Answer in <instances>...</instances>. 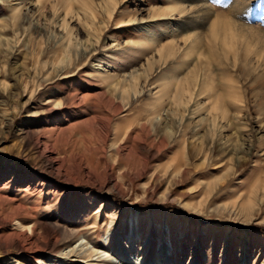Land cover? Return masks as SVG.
<instances>
[{"label": "rangeland", "instance_id": "rangeland-1", "mask_svg": "<svg viewBox=\"0 0 264 264\" xmlns=\"http://www.w3.org/2000/svg\"><path fill=\"white\" fill-rule=\"evenodd\" d=\"M20 1L0 0V249L264 264V48L206 68L204 48L156 55L213 15L264 34V0H27L13 19Z\"/></svg>", "mask_w": 264, "mask_h": 264}, {"label": "bare ground", "instance_id": "bare-ground-1", "mask_svg": "<svg viewBox=\"0 0 264 264\" xmlns=\"http://www.w3.org/2000/svg\"><path fill=\"white\" fill-rule=\"evenodd\" d=\"M39 1L40 0H38L37 3ZM21 3L23 4L21 5ZM200 3H198L197 5H194L195 7L194 6L190 7V9L192 10L196 9V11H201V12L208 11V8H205L204 5H200ZM17 4L18 6L14 5L13 7L15 9L12 14L13 19H16L18 17L20 12L26 8V5L29 4V2L27 0H21ZM85 4L87 5V3ZM174 9L178 13L184 12L186 10L185 7H174ZM170 13H172V9H164V8L155 7L151 9L149 17L151 15H157V16H162L163 14L170 15ZM127 22L132 23V24L142 23V24H138V26L145 25V27H147V25L145 24L146 21H144L143 18H138L136 15L128 19ZM178 44H181V46H178ZM180 48H182V52H184L183 54L184 57L190 56L193 50H196L197 52V50L204 48L205 52L204 53L201 51L198 52L195 56L196 57L195 60L197 61L195 62L194 60L193 62L197 63L199 61L198 65H200L202 62H205V64L203 65L205 66V68L207 66L210 67V61L213 57L217 58L219 56L226 62H228L229 60L235 64L236 62L240 60L241 57H243L247 61H250L251 59H254L256 56H259L260 54L259 50L261 48H264V34L251 26H245V25L236 23L233 19L229 17L227 18L226 17H215V15H213L210 21V25L207 28L206 32L197 31L196 33L184 36L178 40H171L167 43H162L159 47L156 48V55H158L159 60H161V62L165 64L166 61L170 59V57H173L175 54L180 52L179 51ZM90 52H92V49H90ZM81 56H83V51L80 53V57ZM202 59L203 61L200 62ZM192 66L195 67V64L194 65L192 64ZM157 68L159 67L157 66ZM205 68L203 67L202 69L204 70ZM191 69L193 68L191 67ZM191 69L189 70L193 71V76H196V73H198V70L200 71V69L198 70H191ZM207 70H210V69L208 68ZM207 70L205 69L204 71H207ZM205 74L206 73H204V75ZM185 76H188V75H185ZM196 79H198V77ZM185 81L188 83L189 79L185 78ZM184 86H185L184 87L185 90L187 91L189 89L188 91L191 93V86H188L185 82H184ZM187 113L189 114V118H191L192 115L195 114V106L193 105L192 108H189ZM220 147L221 149L224 148V146H220ZM248 150H249L247 152L248 155L250 156L253 155L254 152L252 150V146H248ZM14 225H15L16 230L27 231L29 233L28 236H26L27 234L26 232H25L26 233L25 235L23 233L20 234L22 236H25V239H29L31 237V232L35 230V227H36V224L23 225L17 220H15ZM56 227L58 229L57 231L58 234L67 233L69 234L68 238H74L75 236L76 237L78 236L76 231H67L65 229H60L58 226ZM76 246H77L76 247L77 249L75 251H73L74 247H71V249H69V253H72V254H68L69 256L66 255V253L63 255H60L61 253L59 252V255H60L59 257L58 253H54V252H58V250L57 251L52 250L53 253L49 254L47 257L45 256L43 257V255H41V258L37 261V263L39 264H65V260L66 259L68 260V257L70 256L72 257L73 261H75L76 264L78 263L96 264L95 263L96 261L102 262L100 264H140L141 263V259H137V258L136 260L126 259L122 257L119 259L114 258L113 256H110L109 253L103 250L98 251L94 248L85 246V243L77 242ZM6 248H9L12 250H9V249L7 250L4 248L0 249V255L2 254V256L0 257V264H13V262L9 263L7 261L9 257L11 261H15L14 264H31L30 263L31 259L30 260L25 259V256L21 254L20 252L21 247L19 246V243L15 242L12 245L10 244V246ZM82 251L84 252L83 255H82ZM52 255H54L57 259L53 257ZM94 255H97L96 256L97 259L93 258ZM168 255L169 253L167 251H163L160 254V257H161L160 262H162L161 260L163 259L165 260V258H169L167 257ZM18 257L19 259H21L20 260L21 262H19V260H16L18 259ZM91 261H95V262L89 263Z\"/></svg>", "mask_w": 264, "mask_h": 264}]
</instances>
